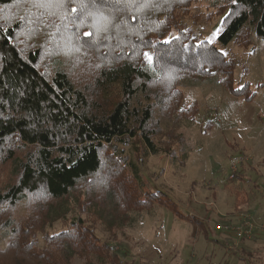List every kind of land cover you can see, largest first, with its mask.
Returning <instances> with one entry per match:
<instances>
[{"label": "trees", "instance_id": "16d2710c", "mask_svg": "<svg viewBox=\"0 0 264 264\" xmlns=\"http://www.w3.org/2000/svg\"><path fill=\"white\" fill-rule=\"evenodd\" d=\"M24 1L0 0V151L12 139L25 150L21 155L7 152L14 179L0 192V208L22 205L26 210L20 219L9 217L0 223L4 227L0 264H72L74 256L87 257L93 250L100 253L101 259L111 256L114 261L119 252L111 244L100 243L80 215L73 214L69 226L52 233L45 228L73 212L69 202L79 183L94 181L106 166L112 165L106 158L107 147L127 145L138 137L146 154L159 152L151 121L157 109L163 111L170 106L167 100L175 103L176 89L183 81L165 83L162 78L168 72L194 74L196 79L219 73L221 83L236 95H242L245 86L234 88L226 79L232 62L214 44L196 41L179 27L177 11L188 0H150L147 6H142L144 0H138L135 7L115 13L111 36L110 28L105 32L108 35L101 32L99 36L92 27L93 19L81 14L79 0H69L63 5L64 20L81 40L90 41L101 51L91 89L80 87L56 61L50 70L40 67L41 46L26 49L18 43L22 19L9 21L4 9ZM216 1L226 7L217 36L221 44L238 39L245 31L264 39V0H236L235 4L232 0ZM83 2L91 11L106 15L113 12V0ZM73 7L78 9L76 13L71 11ZM86 25L88 28L82 29ZM170 29L177 34L164 39ZM88 32L93 34L85 35ZM144 52L152 57L151 62L143 57ZM118 157L115 146L111 160ZM110 177L103 178L110 188L108 202L104 208L99 205L96 215L108 220L112 224L109 228L114 229L124 219L117 214L115 199L126 200L128 209L138 206V201L145 203V197L136 195L132 205L127 201L134 198L132 191L126 188L123 193L116 192L115 179ZM240 206L235 202L238 213L234 219L227 217L223 224L240 220L239 214L246 212ZM173 211L186 219L179 210ZM194 224L207 233L202 219ZM38 231L44 234L38 237ZM223 233L224 241H237L230 233ZM245 239L238 240L241 243Z\"/></svg>", "mask_w": 264, "mask_h": 264}, {"label": "rangeland", "instance_id": "374dc122", "mask_svg": "<svg viewBox=\"0 0 264 264\" xmlns=\"http://www.w3.org/2000/svg\"><path fill=\"white\" fill-rule=\"evenodd\" d=\"M68 2L65 0L64 6ZM64 6L41 7L37 0H26L4 9V17L22 19L18 43L26 49L41 46V68L50 70L56 61L77 85L92 87L101 51L81 40L70 23L61 19ZM225 8L216 0H188L177 11L179 27L196 41L209 42L217 29L221 31ZM86 28L88 25L82 26ZM219 33L211 43L231 60L232 70L226 79L234 88L245 86L242 95L225 87L219 73L200 79L174 71L163 76L167 84L183 81L176 89L175 103L167 100L170 106L157 109L151 121L159 152L146 154L137 137L127 145H115L120 157L112 161L115 146L107 147L106 158L112 165L94 181L79 183L69 202L73 212L45 228L52 233L69 226L73 214L80 215L100 243L111 244L120 254L112 261L111 256L101 259L93 250L87 257L74 256L72 264H264V39L245 31L238 39L221 44ZM166 34L168 40L177 31L170 29ZM8 150L16 155L25 151L16 139L0 151V192L14 179ZM109 174L115 179L116 192L132 191L134 198L127 200L132 205L137 196L145 197V203L138 201V206L128 209L126 200L115 199L117 214L124 219L114 229L96 215L99 205L104 208L108 202L110 188L103 178ZM155 191L158 193H151ZM237 201L256 228L241 243L234 239L226 242L224 230L215 225L223 224L227 217L235 218ZM21 206L0 208V223L9 217H23L26 210ZM200 219L207 233L194 224ZM3 229L0 224V239ZM43 234L39 232L38 237Z\"/></svg>", "mask_w": 264, "mask_h": 264}, {"label": "snow or ice", "instance_id": "6c2138e0", "mask_svg": "<svg viewBox=\"0 0 264 264\" xmlns=\"http://www.w3.org/2000/svg\"><path fill=\"white\" fill-rule=\"evenodd\" d=\"M37 2L40 4L41 7H52L56 6L58 8L63 7L65 0H37ZM150 3V0H144V4L142 6H147ZM232 3H236V0H232ZM138 4V0H113V3L111 5L113 12L106 15L102 11H91L89 10V6L86 5L83 0H79V10L82 15L86 14L88 17H91L93 19L92 27L95 28L96 33L99 34L100 32H106L109 28V26L113 23L114 15L115 13L121 12L125 10L126 8L135 7ZM93 8H95V4L92 5ZM138 10V9H137ZM73 13H76L78 9L76 7H73L71 10ZM64 16L61 15V19H63ZM79 18V17H78ZM132 19L135 20L136 17L132 16ZM220 29L216 30V33H213V37L219 33ZM93 33L88 32L85 33L87 36H91ZM209 38V43L212 42V38ZM146 59L151 62L152 57L148 54H144ZM243 87V86H241Z\"/></svg>", "mask_w": 264, "mask_h": 264}, {"label": "built area", "instance_id": "2783aa9c", "mask_svg": "<svg viewBox=\"0 0 264 264\" xmlns=\"http://www.w3.org/2000/svg\"><path fill=\"white\" fill-rule=\"evenodd\" d=\"M239 218L240 220L236 224H216L215 227L218 230H224V232L231 233V235L237 240L241 238H249L256 228L255 223L252 221V217L248 213H240Z\"/></svg>", "mask_w": 264, "mask_h": 264}]
</instances>
